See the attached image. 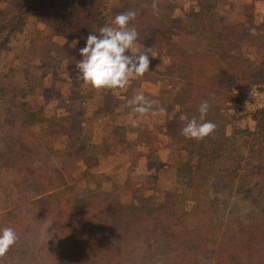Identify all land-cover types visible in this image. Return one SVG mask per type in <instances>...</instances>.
<instances>
[{
	"label": "rangeland",
	"instance_id": "obj_1",
	"mask_svg": "<svg viewBox=\"0 0 264 264\" xmlns=\"http://www.w3.org/2000/svg\"><path fill=\"white\" fill-rule=\"evenodd\" d=\"M13 1L21 2L0 0V12L10 9ZM125 2L135 7L125 9ZM92 4L33 0L26 14L17 18V29L5 36L3 32L0 229L12 227L18 237L4 257L18 264H49L48 256L55 255L51 264H61L51 246V222L58 209H70L80 217L92 213L98 219L93 226L100 221V227L117 228L132 213L119 211V205L133 204L142 221H148L147 207L166 206L177 211L170 224H183L195 239L208 234L207 249H193L189 235L180 247L168 250L158 245L155 252H143L140 264H215L205 261L246 258L248 252L237 249L244 243V231L248 226L250 231L255 226L264 229V197L255 204L257 190L244 186L246 178L264 177V120L257 115L232 117L227 105L252 86L264 85V0H158V15L152 0H105L110 22L118 14L137 12L129 26L139 33V51L152 47L155 53L150 72L132 80L126 90L95 92L76 76L77 70L64 80L53 74L65 71L61 60H47L40 73L31 69L33 41L39 45L49 40L60 47L79 43L78 34L91 27L76 20V10L85 13ZM156 23L177 45L162 50L151 42ZM199 26L204 31L200 36L189 34ZM55 27L61 29L57 35L52 34ZM38 64L35 60L32 65ZM36 80L41 90H30L27 83ZM137 93L158 100L167 114H132L126 104ZM203 101L210 104L206 121L215 123L216 130L203 141L187 139L179 116L199 119ZM45 181H55L57 188L42 192L40 183ZM52 193L59 195L50 198ZM106 237H99L106 239L100 243L103 248ZM256 251H251V261L261 259ZM121 257L128 261L132 256Z\"/></svg>",
	"mask_w": 264,
	"mask_h": 264
},
{
	"label": "trees",
	"instance_id": "obj_2",
	"mask_svg": "<svg viewBox=\"0 0 264 264\" xmlns=\"http://www.w3.org/2000/svg\"><path fill=\"white\" fill-rule=\"evenodd\" d=\"M33 0H21V2L17 3V1H13L12 5H9L10 9H7L3 12H0V45L3 43V32L4 36L9 35L11 32L15 31L17 28L15 27L18 23V17L19 15L26 14V11L28 10V4L31 3ZM47 1V0H45ZM104 2V4H103ZM92 5L89 6V9L86 10L84 13L83 11L76 10V13L79 15V17L76 18L80 19L85 26L91 27L90 31L82 32L85 33L84 35L78 34V40L79 43H65L62 45L63 47H60L59 44L51 43L49 40L46 41V44H34V41L32 45L30 46L29 53L32 55V57L29 59L28 62H30L31 69L34 71H37L40 73L43 68L45 67V62L51 61V60H61L63 62V69L65 71H61L60 73H53L54 75L57 74L58 76H65L64 80H67L70 78V74H73V71H76V62L82 57L79 55V51L81 48H83L86 45V38L90 33L99 34V30L101 27L105 25H111L112 22H110L111 17L106 13L105 7V0H92ZM125 9L132 6V4H127ZM135 6H132L131 8H134ZM75 13H73L74 15ZM110 17V18H109ZM110 19V20H109ZM53 20H58L57 17H53ZM109 20V21H108ZM25 21V20H24ZM60 23V21H58ZM55 21L54 23H58ZM155 28L152 32V43L157 44L162 50H169L170 47L173 45H177L176 43L173 44V41L171 39V33L165 30L164 26L159 23L154 24ZM213 31L214 26L213 24H210V27L208 28ZM58 27L54 29L52 34L57 35L59 34ZM202 27H198L196 32L189 33L190 35L199 34V36L203 33ZM214 36L217 34L214 33ZM63 35V33H61ZM204 36V34H203ZM52 35H50L51 40ZM208 42L209 39H205ZM166 42L168 45H165ZM178 42V41H177ZM210 43V42H209ZM38 61L39 64L36 66H33L34 61ZM27 71L26 74L27 75ZM51 74V77L53 78L54 75ZM79 78V74L76 75ZM28 77V76H27ZM50 77V79H51ZM27 86L30 90L32 89H39L41 90V87L39 85V81L27 83ZM40 113V112H39ZM257 117L260 120H264V110L256 114ZM35 117V115H33ZM72 125H78L77 122H74ZM81 125V124H80ZM67 131V128H66ZM46 132V130L44 131ZM54 135L53 132L48 133V136L51 138ZM64 144V141H62ZM68 143V140L65 141V144ZM247 168L250 166L247 165ZM245 168V167H244ZM254 171H252V174H255ZM249 176L252 177L251 174ZM249 180V182H246L244 185L248 188H254L257 190V193L254 192V203L257 204L261 201L262 197H264V177H260L259 179H255V181H251L254 178H246ZM41 184V185H40ZM39 185L42 188V192H50L53 190L52 188L56 189L55 187L56 183H50V182H42ZM59 193L57 194H50V198L58 197ZM143 200H140V202ZM139 202V203H140ZM98 205V204H96ZM102 206V203L98 205V208ZM107 202L105 201V208L103 209L102 214L107 213L108 211ZM171 208V206H168ZM119 211L121 212H130L131 219L127 220L123 223L120 227H111L110 225H105L100 227V221L92 225L93 222L96 220L98 221L97 217H94L95 215H92V213H85V217L77 216V213H74L70 209H58L59 211H55L56 215H54L52 220V226H53V232H54V244H52V251L56 249L58 251V263L61 264H140L141 258L144 259L141 254L143 252H155L157 249V246L167 248L168 250H171V248L174 249V247H180L184 243H180L183 239L186 237H189V235L192 237V241H190V244L193 242V249L197 248V246L204 247L205 249L209 248L208 243V234L204 233L201 234L203 237H197V239L193 238V236L189 233V231L186 229V227L178 224H170L169 218L172 216L173 213H176L174 209H168L166 206L161 207L160 209L155 208H149L147 207L149 212V218L148 221H142L138 215L137 211L138 207L134 206L133 204L121 206L119 205ZM194 209V208H193ZM54 213V214H55ZM116 212L111 213V217ZM100 214V213H99ZM188 217V215H185ZM106 219V216H102ZM80 219V220H79ZM107 222L108 221H104ZM150 222V223H149ZM91 228H89V226ZM251 226H248L247 229L243 233V242L240 244L238 243L237 249L241 253H247V257L244 259H217L215 261H212L210 259L206 260L205 262L209 263H215L219 264L220 262H226L227 264H264V229L260 226H255L252 228V231H250ZM203 232L204 229L202 230ZM106 233L108 240V244L106 247H101L100 243L103 240L106 239H99L100 236H103ZM157 241L155 245H152V241ZM163 242V243H162ZM189 243V241H188ZM14 248L12 246L9 251H11ZM258 250V255L261 256V259L256 261L253 260L251 257L252 252L251 251ZM126 254L129 257L132 256L134 258L122 259L119 258L120 255ZM51 255V254H50ZM154 255V254H153ZM78 256V257H76ZM6 256L4 258H0V264H18L16 260L13 257H10L7 259ZM55 257L48 256L47 263L51 264V259ZM67 257H70L67 258ZM136 257V258H135ZM140 257V258H139ZM51 258V259H50ZM68 259V260H67ZM139 261L137 263V261ZM65 261V262H64ZM127 261V263H125ZM54 262V261H52ZM146 262V260H145Z\"/></svg>",
	"mask_w": 264,
	"mask_h": 264
},
{
	"label": "clouds",
	"instance_id": "obj_3",
	"mask_svg": "<svg viewBox=\"0 0 264 264\" xmlns=\"http://www.w3.org/2000/svg\"><path fill=\"white\" fill-rule=\"evenodd\" d=\"M154 14H159L158 0H152ZM136 11L129 10L115 16L111 25L100 28L99 34L90 33L86 45L80 49L82 59L76 62L79 79L95 92L126 90L132 80L143 78L149 73L151 59L154 58L152 47L139 51V33L130 27L135 20ZM130 53V54H129ZM126 107L140 118L166 115L167 109L156 99H149L143 93H137L127 101ZM210 104L203 101L198 108L199 119L181 114L179 119L185 122L182 135L187 139L203 141L216 130V124L206 121ZM137 126V119L132 120ZM17 233L12 227L0 229V258H3L17 242Z\"/></svg>",
	"mask_w": 264,
	"mask_h": 264
},
{
	"label": "built area",
	"instance_id": "obj_4",
	"mask_svg": "<svg viewBox=\"0 0 264 264\" xmlns=\"http://www.w3.org/2000/svg\"><path fill=\"white\" fill-rule=\"evenodd\" d=\"M227 113L236 118L256 115L264 110V85H254L238 100L228 103Z\"/></svg>",
	"mask_w": 264,
	"mask_h": 264
}]
</instances>
